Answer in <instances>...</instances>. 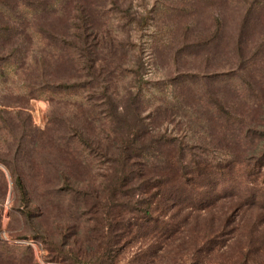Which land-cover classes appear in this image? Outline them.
<instances>
[{"label":"trees","instance_id":"16d2710c","mask_svg":"<svg viewBox=\"0 0 264 264\" xmlns=\"http://www.w3.org/2000/svg\"><path fill=\"white\" fill-rule=\"evenodd\" d=\"M120 2H22L41 13L37 30L68 72L67 80L53 81L51 89L70 93L69 106L79 117L68 139L57 142L60 155L70 158L69 166L58 170L64 187L57 189L70 196L69 214L51 233L36 235L46 243L48 259L142 264L171 251L186 260L183 264H264V101L250 121L244 111L233 110L239 99L219 102L207 87L201 97L192 89L171 88L157 105L145 104L142 49L130 61L131 39L122 37L124 26L114 29L107 15L115 6L121 21L140 26L149 17L136 19ZM204 75L181 78L197 87ZM41 81L43 88L47 82ZM178 117L185 122L174 125ZM12 174L24 215L34 224L23 177ZM43 214L31 225L35 232ZM22 253L33 256L30 246L0 239V264H25Z\"/></svg>","mask_w":264,"mask_h":264},{"label":"rangeland","instance_id":"374dc122","mask_svg":"<svg viewBox=\"0 0 264 264\" xmlns=\"http://www.w3.org/2000/svg\"><path fill=\"white\" fill-rule=\"evenodd\" d=\"M22 2L0 0V239L14 246H30L33 256L22 253L25 264H62L48 259L46 243L36 235L51 233L69 214L70 196L57 189L64 187L58 170L67 168L70 158L60 155L57 142L68 139L70 126L79 117L69 106L74 101L71 94L51 89L53 81L67 80L68 72L51 57L54 47L37 30L41 13ZM120 5L130 6L136 19L149 17L140 26L137 21H121L115 6L107 15L114 29L124 26L122 37L131 39L130 61L142 49L145 104L157 105V99H164L171 88L174 92L192 89L201 97L207 87L219 102L239 99L233 110L244 111L246 121L257 115L254 110L264 101V0H121ZM52 23L58 24L56 19ZM194 72L207 74L196 82L197 87L181 78ZM215 74L225 78L214 79ZM177 77L172 84L169 79ZM42 78L46 88L40 87ZM206 104L204 99L201 105ZM179 122L185 119L178 117L174 125ZM13 170L23 177L34 224L24 215ZM73 172L84 176L80 169ZM40 214L44 215L39 218L42 226L35 232L31 225H38ZM167 254L159 252L141 262L186 261L175 252Z\"/></svg>","mask_w":264,"mask_h":264}]
</instances>
